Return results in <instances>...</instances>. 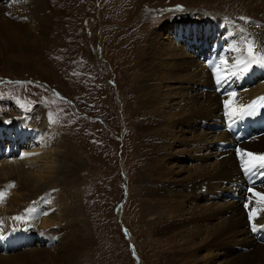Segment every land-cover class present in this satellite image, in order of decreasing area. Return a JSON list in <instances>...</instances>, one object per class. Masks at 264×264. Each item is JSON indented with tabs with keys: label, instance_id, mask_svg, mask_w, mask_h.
<instances>
[{
	"label": "rangeland",
	"instance_id": "obj_1",
	"mask_svg": "<svg viewBox=\"0 0 264 264\" xmlns=\"http://www.w3.org/2000/svg\"><path fill=\"white\" fill-rule=\"evenodd\" d=\"M16 2L0 0V11H6ZM44 2L46 25L42 31L32 28L26 34L25 42L20 44L19 41L20 45L8 43L9 38L0 40V125L10 127L23 119L38 124L42 119L48 132L35 148L45 146L57 167L51 169L49 175L42 172V182L33 184L34 187L22 185L21 178L17 182L12 178L14 173L10 181L2 179L0 192H5L3 185L8 181L9 185L17 183L15 187H8L5 194L11 191L13 197H22L21 203L25 204L24 211L19 213L11 212L7 205H0L5 209L0 213V219H4L0 221V237L5 238L10 229L23 230L29 224L35 241L26 249L14 250L11 254L10 251L0 252V264H133L131 241L141 253L139 264H162L160 255L171 254L174 244L172 241L169 243L163 237L165 235L152 230L155 213L160 211V207L152 193L146 191L145 185L160 176H156L155 171H161L157 163L144 157L143 142L148 134L141 133L138 128L139 116L144 110V98L139 97L138 87L149 73L147 68L157 67L162 58H167L168 49L173 44L178 43L179 48L187 52L186 44L190 39L187 36L181 39L179 36L182 34L178 35L177 31L184 33L195 26L205 28L207 23L212 26L213 17L208 20L206 14L221 18V14L226 17L244 16L247 2ZM30 13L31 10H24L26 19L16 14L6 18V11L0 16V27L6 31L14 26L12 21L33 27L37 22L28 18ZM256 28H259V23ZM240 30L235 26L231 31L224 29L223 33L221 30V41L217 44L214 43L216 39L211 41L209 44L214 43V47L211 45L207 55L220 53L225 43L238 38ZM203 36L199 41H204ZM153 43L155 49L152 47L151 50L149 47ZM161 48L166 52L158 59L154 51ZM202 51V46L193 47L191 53L202 60ZM190 71L199 72L194 68ZM178 85L161 83L158 96L170 94ZM178 90L183 91V87ZM197 91L193 88L190 93L197 94ZM161 110L167 114L165 110L168 109ZM172 113L177 114L178 109H172ZM50 115L55 122H50ZM143 118L150 117L144 115ZM183 130L177 129L186 135L185 138L192 137L190 132L186 134ZM200 132L204 135V142L210 144L211 133L203 128ZM181 138L176 129L171 131L168 128V133L159 141L166 145L169 142L179 144ZM26 139L9 138L7 144L11 141L13 150L18 151L11 153L10 159L12 156V159H17L23 152L30 151L28 148L34 140L31 137ZM178 144H175L177 148H183ZM212 151L208 147L199 150L197 155L207 159L205 163H211L208 155ZM173 152L175 149L171 148L166 155ZM194 163V159H183L175 167L176 170L189 168ZM166 164L171 166L168 162ZM40 184L43 188L37 190ZM208 202L209 198L207 201L200 198L196 203L206 205ZM32 203L37 204V209L38 206L47 207V214L43 215L44 209H41L43 212L38 215L40 211L31 209L35 205ZM52 215L55 216V224L51 227L44 225L43 216L48 218ZM17 216L22 217V221L13 219ZM46 232L48 243L36 242V239L44 238ZM62 234L63 240L71 244L68 251H65L68 245L56 247ZM176 239L180 243V238Z\"/></svg>",
	"mask_w": 264,
	"mask_h": 264
},
{
	"label": "bare ground",
	"instance_id": "obj_2",
	"mask_svg": "<svg viewBox=\"0 0 264 264\" xmlns=\"http://www.w3.org/2000/svg\"><path fill=\"white\" fill-rule=\"evenodd\" d=\"M245 1L247 2L245 15L241 17H246L247 23L240 17H226L221 14L219 15L223 17L221 18L214 17V14L211 13L206 15L208 20L213 17L214 24L212 26L207 23L208 27L205 28L195 26L184 33L177 31L178 35L182 34L179 36L181 39L186 36L190 39L189 44H186L188 45L187 52L179 48L178 43L173 44L168 49L170 52L167 54V58L161 59V55L166 52V49L155 50L154 54L158 59H161V62L157 64V67L147 68L149 73L145 75L138 87L139 97L144 98L142 103L144 110L140 113L138 128L141 133L148 134L143 142L144 157L157 163L161 171V173L155 171V175L160 176L145 185L146 191L152 193L160 207V213L158 211L155 213L156 221L152 230L160 235H165L163 237L168 239L169 243L172 241L174 244V251L171 254L164 255L162 253L160 255L162 264H264V244L261 243V240L256 239L260 230L255 232L251 230L248 209L245 208L246 203L252 207L255 200L259 199V197H253L254 192L264 194V175L260 174L261 170L252 174L246 173L241 166L239 156L240 152L264 153V113L261 118L254 117L252 119L249 125L248 139L238 140L234 132L228 131L229 123L238 115L229 118L225 109L226 102L230 108L241 109L254 96L264 94V67L253 64L247 73L232 74L237 72L233 63L238 59H243L246 55L240 50H232L234 44H239L241 49L244 47L241 33L238 38H233L228 44L222 43L224 47L220 53L207 55L211 45L214 47V43L217 44L218 41H221V30L223 33L224 29L231 31L234 26L238 29L242 28L243 35L254 41L257 46L264 45V0ZM45 9L44 0H20L14 3L13 6L6 9V18L15 17L14 14L26 18V15H23L24 10H31L28 18L35 19L37 24L31 27V25L27 26L21 22L12 21L14 26L6 31L0 27V40L9 38L8 43L19 44L20 41L22 44L25 42L26 34L33 30L32 28H39V31H42L46 25V20L43 17ZM6 11H0V16ZM0 19L2 20V18ZM258 23L259 28L255 29V25ZM202 36L204 41L200 40L201 42H199V37ZM211 41L214 43L209 44ZM200 46L203 47L202 60H198L196 55L191 53L193 47ZM152 47L155 49V43L151 44L149 49ZM261 53H264V47H259L257 56ZM218 58L226 60L227 63L219 64ZM209 62H217L218 68L210 69ZM191 68L198 69L199 72L190 71ZM225 68H231L232 72L226 73ZM217 75L223 81L219 85L216 82ZM189 82L191 84L187 86ZM161 83L179 84V87L174 86V90L170 91V94L158 96ZM180 86L183 87V91L178 90ZM193 88L198 90L197 94L190 93ZM232 93L235 95H230ZM180 99L182 100L175 102ZM162 108L168 109L165 110L166 115L161 110ZM174 108L178 109L177 114L172 113ZM144 115H148L150 118H143ZM172 121H175L174 124H171ZM168 128L171 131L176 129L178 137L182 138L179 139V144H175L183 148H177L172 142H169L168 145L160 143L159 140L168 133ZM183 128L186 134L188 132L192 134L191 138H185L186 135L183 132L177 131V129ZM202 128L211 133L210 144L204 142V135L200 132ZM47 132L48 129L42 119L38 124L36 122L28 123L26 119H23L10 127L0 125V142L3 141V144L0 145L2 159V161L0 159V184H3L2 179L5 178L10 181V176L14 173L12 178L17 182L21 178L22 185L34 187L37 185L36 183L42 182V172L49 175V171L57 167L54 158L51 157V152L44 148L45 146L40 145L35 148L45 137L44 134L47 136ZM27 137L34 140L28 148L30 151L23 152L17 159H12L13 156L10 159V154L13 155L18 151L13 150L11 141L10 144H7L9 138L22 141ZM152 137H157V139ZM4 144L5 146H3ZM208 147L213 150L208 155V159H212L211 163H205L207 159L201 157L202 155H197L199 150H206ZM171 148L175 149V152L166 155V152ZM183 159L187 161L194 159L195 163L189 168L181 167L176 170L175 165H178ZM167 162L170 163V167H167ZM9 181L5 186L3 185L5 192ZM16 185L17 183H15ZM42 186L43 184H40L36 189L43 188ZM249 188H252L253 192H249ZM13 194L11 191L9 194H5L0 205H7L11 212L14 211L13 213L24 211L25 202L21 203L22 197L15 198L12 196ZM200 198H204L206 201L209 198V202L206 205L197 204ZM250 198H252L251 203ZM184 200L187 203H184ZM36 205L31 206V209L40 211L38 215H41L43 212L41 209H44L43 215H46L47 207L38 206L37 209ZM4 210L0 206V213ZM35 215L36 213L32 217ZM54 217L43 216L42 223L51 227L55 224ZM3 220L0 219V221ZM257 224H264V214L259 217ZM176 237L180 238V243ZM34 239L35 237L31 233L14 231L13 234H9L8 232L5 234V238L0 237V252L10 251L11 254V248L17 246L25 248L35 241ZM59 240L60 243L56 247L68 245L67 248L65 247V251L71 249L69 241L63 240V234Z\"/></svg>",
	"mask_w": 264,
	"mask_h": 264
},
{
	"label": "snow or ice",
	"instance_id": "obj_3",
	"mask_svg": "<svg viewBox=\"0 0 264 264\" xmlns=\"http://www.w3.org/2000/svg\"><path fill=\"white\" fill-rule=\"evenodd\" d=\"M240 19L244 20L245 23L248 22V19L246 17H240ZM240 32H241V38L244 41V47L241 49L239 44H234L232 46V50H240L246 53V55L243 57V59H238L233 63V67L237 69V72L232 73L233 75H236L237 73H247L253 64H257L260 67H264V53H261L259 54V56H257V53L259 52V47H264V45L257 46L254 41L250 40L247 36H244L242 28ZM233 35H235V33ZM218 60H219V64L227 63V61L222 58H218ZM209 68L216 70L218 68L217 62H209ZM224 71L226 73L232 72V69L225 68ZM216 82L218 85L223 82L219 75H217L216 77ZM230 95L234 96L235 94L232 93ZM257 103H260L261 106H264V97H261L259 101H254L252 104L248 105L247 110L243 108L241 109L230 108L228 103L226 102L225 103L226 115L229 118H233L236 117L237 115H244V114L251 115L253 114ZM49 119L50 122H55L51 119V115ZM239 156L241 159V166L246 173L252 174L255 173L257 170H261L260 174L264 175V153L253 154L251 152H240ZM8 187L9 188L15 187V184L12 183ZM248 191L253 192V189L249 188ZM4 196L5 193L0 192V201L3 200ZM253 197H259V199L255 200L254 206L252 207H250L249 203H246L245 208L248 209V219L250 221L251 230L255 232L264 229V224H259V225L257 224V220L259 219V217L262 214H264V194L260 192H254ZM251 200L252 198H250V203ZM13 219L19 221L22 219V217L17 216V217H13Z\"/></svg>",
	"mask_w": 264,
	"mask_h": 264
}]
</instances>
